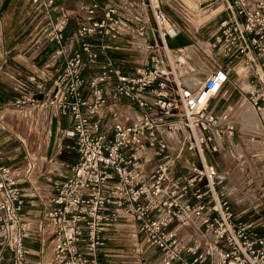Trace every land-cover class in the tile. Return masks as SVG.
I'll return each mask as SVG.
<instances>
[{
	"label": "built area",
	"instance_id": "2783aa9c",
	"mask_svg": "<svg viewBox=\"0 0 264 264\" xmlns=\"http://www.w3.org/2000/svg\"><path fill=\"white\" fill-rule=\"evenodd\" d=\"M31 1L56 12L41 26L63 61L46 93L18 92L13 108L23 116H65L58 130L77 154L66 174L45 178L49 192L36 229L50 251L35 264H102L103 232L118 225L157 249L155 264H264V178L251 200L233 209L227 170L219 171L212 155L235 130L232 108L215 110L229 80L254 108L264 145V0H200L222 13L207 45L228 66L242 64L233 78L220 64L195 77L176 59L185 49L166 42L179 30L165 8L173 0H75L80 15L66 34L62 5ZM134 34L146 53L124 69L114 53ZM86 64L94 71L82 73ZM234 155L242 162V152ZM32 168L30 157L23 167L8 161L0 143V251L10 264H28L29 220L18 182Z\"/></svg>",
	"mask_w": 264,
	"mask_h": 264
},
{
	"label": "crops",
	"instance_id": "0c3cea01",
	"mask_svg": "<svg viewBox=\"0 0 264 264\" xmlns=\"http://www.w3.org/2000/svg\"><path fill=\"white\" fill-rule=\"evenodd\" d=\"M54 2L62 5L68 13L69 20L64 29L66 34L68 29L77 23L80 12L75 6V0H54ZM55 13L51 9L46 12V6L34 4L31 0H0V114L3 121V128L0 129V143L5 148L6 159L11 163L23 167L25 158L30 157L33 161V168L29 174L21 175L18 182L22 191V208L29 220L28 234L25 239L28 247V264H35L39 257L49 256L50 251L49 240L42 241L36 229V221L42 210L41 198L49 192L45 178L48 175H64L58 170L59 165L66 166L68 171L69 166L77 157L75 150L70 146V139L61 136L58 130L61 126L68 124L65 116L60 114L46 118L41 114L23 116L13 108V100L18 92H31L36 97L46 93L51 87L50 80L53 74L63 61V55L55 52L56 42L43 36L41 26ZM215 28L216 26H212L204 31L196 32L187 23L179 22L177 35L167 37L166 42L170 48L182 46L185 49L183 56L176 52L174 55L176 59L183 60V63L192 69L190 74L193 76L202 77L215 65L220 64L228 68L230 77L233 78V69L238 70V67L243 68V66L242 64L228 66L221 55L215 54V51L207 45ZM141 41L142 38L134 34L130 39H122L119 42L118 50L114 55L119 62L123 63L124 69H130L132 67L130 64L140 62L145 56L146 51L138 46ZM90 66L96 65L86 64L83 66L82 73L87 74L94 71L93 68H88ZM30 76L34 79H30ZM242 83H246L244 77L241 78L239 85L241 86ZM234 88L243 97L236 109L237 114L241 115L236 117V125L245 133L254 131L258 133L259 118L241 109L246 103L243 100L246 97L239 87L232 83V80L226 82L223 90L215 98V110L220 112L230 106L234 115L232 104H227L220 110L216 109L230 101L228 98L233 96ZM250 117L253 121H246V118ZM248 127L250 129L254 127V129L249 130ZM228 145L229 142H225V148L215 153L220 155L221 160L216 158L214 153L212 154L221 172L227 170L222 168L225 167V159L227 160L224 155H226ZM64 150L71 152L73 156L70 159L63 156L61 157L65 160L58 159ZM263 168L264 164L259 169L263 170ZM239 171L240 167L233 169V172ZM251 179L252 181L248 182L250 186L247 188L251 189L249 194L244 193L241 188L235 191L230 190V205L233 209L244 206L251 200L250 194L259 189L261 179L254 174ZM103 235L104 242L98 248L102 264H140V257L147 258L149 264L157 262V249L143 243L130 230L118 225L107 228ZM0 264H10L9 255L5 250L0 251Z\"/></svg>",
	"mask_w": 264,
	"mask_h": 264
},
{
	"label": "rangeland",
	"instance_id": "374dc122",
	"mask_svg": "<svg viewBox=\"0 0 264 264\" xmlns=\"http://www.w3.org/2000/svg\"><path fill=\"white\" fill-rule=\"evenodd\" d=\"M187 6L182 5L180 6L179 0H173V3L171 6H166L165 8L169 14L176 17L177 20L183 24L187 23L191 29L195 30L196 32H201L207 29L208 27L216 26L217 20L222 13H219L218 15H214L217 8H214V6H204L203 2L200 0H183ZM190 1V2H189ZM189 2V3H187ZM191 3V4H190ZM196 6V7H195ZM195 8V9H194ZM197 8V9H196ZM194 9V11H193ZM191 11V13H190ZM197 12V13H196ZM200 12V13H199ZM189 15V17H188ZM191 18V19H190ZM193 18V20H192ZM209 18V19H208ZM200 19V20H199ZM199 20V21H198ZM198 38V37H197ZM241 67H238V70H240ZM241 86L243 88H246L245 83H242ZM235 92L233 93V96L229 97V102H226L222 104L221 107H216V109L220 110L227 104H232L234 109V121H236L237 116H241L237 114V107L238 104L242 101V96L237 92V90L234 88ZM246 103L244 106H242V110L248 111L251 114H255L253 107L247 102V99H243ZM240 101V102H239ZM221 103V102H220ZM255 112V113H254ZM236 113V114H235ZM254 115H252L253 117ZM246 118V121H253V118ZM257 118V116H256ZM258 124V121H257ZM246 128V126H245ZM249 128V127H248ZM251 129H254L251 128ZM249 128V130H251ZM261 129V128H260ZM259 131V130H257ZM261 131V130H260ZM259 131V132H260ZM256 133V134H255ZM63 141V140H62ZM231 143L228 145L226 155L224 157L225 159V167L222 169L228 170V180H227V190H237L238 188H241L244 193L249 194L251 192V189H247L250 184L247 182L249 177H252L253 174L257 178L264 177V168L263 170H260L259 168L264 164V146L263 143L260 141L259 135L256 131L245 133L240 127H238L235 123V130L232 133ZM235 143V149H233V146ZM256 146V147H252ZM232 147V148H231ZM232 150V151H231ZM237 150L238 153L242 152L244 155L242 162L238 158L235 157L234 152ZM230 151V153H229ZM240 151V152H239ZM70 159L73 155L71 152H66L65 150L63 153L58 156V159L63 160L64 158ZM214 156L221 160L219 157V154H215ZM65 160V159H64ZM223 160V159H222ZM235 167H240L239 172H233V169ZM60 173L66 174L67 167L66 166H60L59 169ZM256 170V171H255ZM233 191V192H234ZM129 238V237H126Z\"/></svg>",
	"mask_w": 264,
	"mask_h": 264
},
{
	"label": "bare ground",
	"instance_id": "6f19581e",
	"mask_svg": "<svg viewBox=\"0 0 264 264\" xmlns=\"http://www.w3.org/2000/svg\"><path fill=\"white\" fill-rule=\"evenodd\" d=\"M186 1H187V0H186ZM189 2H190V1H189ZM189 2H187V3H189ZM190 4H191V3H190ZM187 5H188V4H187ZM195 7H196V6H195ZM194 9H195V8H194ZM194 9H193V11H194ZM196 9H197V8H196ZM190 13H191V11H190ZM196 13H197V12H196ZM199 13H200V12H199ZM188 17H189V15H188ZM190 19H191V18H190ZM192 20H193V18H192ZM199 20H200V19H199ZM199 20H198V21H199ZM176 35H177V34H176ZM176 35H175V36H176ZM175 36H174V37H175ZM251 106H252V105H251ZM237 108H238V107H237ZM241 109H242V107H241ZM253 109H254V108H253ZM254 111H255V110H254ZM254 113H255V112H254ZM257 120H258V119H257ZM258 124H259V131H260V130H261V129H260L261 126H260L259 121H258ZM259 131H258V132H259ZM255 134H256V133H255ZM258 134H259V133H258Z\"/></svg>",
	"mask_w": 264,
	"mask_h": 264
}]
</instances>
